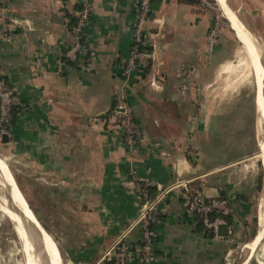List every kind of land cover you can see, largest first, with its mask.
Masks as SVG:
<instances>
[{"label": "crops", "instance_id": "obj_1", "mask_svg": "<svg viewBox=\"0 0 264 264\" xmlns=\"http://www.w3.org/2000/svg\"><path fill=\"white\" fill-rule=\"evenodd\" d=\"M9 1L8 9L0 5L6 35L0 69L15 97L10 136L2 140L0 133V150L15 156L18 174L30 166L28 206L63 264H109L104 251L140 210L133 178L155 193L184 179L201 196L229 202L231 230L215 236L187 216L183 190L166 194L152 228L156 264H264L260 242L244 259L239 252L249 247L244 243L259 222L264 169L253 157L259 155L256 124L259 135L264 126L258 127L247 101L219 94L217 81L228 67L221 41L208 45L209 9L198 0H153L150 45L139 69L125 77L137 0ZM84 5L90 10L85 49L71 62L64 51L74 42ZM239 19L261 36L258 23L249 29ZM177 69L190 77H179ZM254 106L259 118L255 97ZM123 109L143 134L132 150L115 114ZM18 180L26 196L23 177ZM139 238L138 227L127 236L130 242ZM3 251L0 241V264Z\"/></svg>", "mask_w": 264, "mask_h": 264}, {"label": "built area", "instance_id": "obj_2", "mask_svg": "<svg viewBox=\"0 0 264 264\" xmlns=\"http://www.w3.org/2000/svg\"><path fill=\"white\" fill-rule=\"evenodd\" d=\"M153 0H137L136 18L133 28V43L129 55L124 63L123 74L129 77L140 67V59L144 49L149 47V22L152 12ZM207 9H212L209 0H198ZM3 9L10 6L9 0H0ZM90 10L87 5L79 12L72 29L73 44L65 51V59L76 62L78 56L84 51L85 28L89 20ZM218 22L214 19L213 26L209 32L207 41L212 46L216 37ZM0 39H6V35L0 28ZM40 65V61H36ZM175 73L181 78H189L190 74L186 70L177 69ZM156 83V79L153 80ZM182 92L187 90L186 85H181ZM14 91L8 85L4 74L0 69V133L1 136H9L7 129L11 122L12 109L14 106ZM119 119L118 127L123 136V140L128 149L132 150L136 143L143 139L142 132L131 121L128 112L123 109L122 112H115ZM133 192L140 203V210L136 220L131 223L120 235H118L110 246L104 251L103 260H114L115 264H156V253L154 246L153 225L158 221L161 213V205L166 194L172 190H178L186 193L185 213L187 216L197 218L203 226V229L217 236L218 228L221 225H227L228 233L230 226L225 222L221 215H229V202L226 199L205 198L194 190L189 188L190 181L181 179L169 187L159 191L155 195L149 193V187L133 178ZM134 227L140 230L138 241L130 242L127 239L128 233Z\"/></svg>", "mask_w": 264, "mask_h": 264}, {"label": "rangeland", "instance_id": "obj_3", "mask_svg": "<svg viewBox=\"0 0 264 264\" xmlns=\"http://www.w3.org/2000/svg\"><path fill=\"white\" fill-rule=\"evenodd\" d=\"M210 4L212 5V9H209L211 14L213 15L214 19L218 22V30L216 37L214 38V41L216 39L221 41V48H222V55L226 59V65L228 67V70L224 73H221L217 84H219V94L221 96H230L241 99L243 101H247V105L250 106L249 109L254 111L255 119L257 122L258 119V113L256 112V107L254 106V97H255V72L252 70L253 68L250 67V65L246 66L245 63V55L243 52L242 44L237 40L235 37L233 30H231L227 20L222 16L221 12L219 11L216 2L214 0H209ZM228 5L231 9L236 10V14L242 19L247 27L251 29L253 26H255V23H258V29L261 33V36L256 37L251 33V35L254 38L255 44L257 48L259 49L261 61L264 67V0H227ZM237 7H241L243 10H237ZM263 35V36H262ZM212 42V45L214 43ZM254 73V74H253ZM10 126L7 128L9 129ZM1 129V127H0ZM9 136H10V130ZM260 135L258 134L257 130V124H256V139L257 142H261L264 137V127H261ZM8 136V137H9ZM258 154V150L257 153ZM0 157L6 162L7 166L9 167V171L13 175L16 183L19 184V175L23 177V186L24 189L27 190L26 196L23 194L25 199L27 200L28 204L26 205L31 207V203L29 202L31 200V194L33 192V187H31V179L33 177V173L31 172L30 166L26 164L19 174L15 171L16 167V160L15 156H5L0 150ZM21 161V160H20ZM253 161L257 162L259 161L258 156L253 157ZM24 163V162H23ZM22 163L20 162L18 165L22 167ZM262 175L261 168L258 167V173ZM18 175V177H17ZM21 179V178H20ZM22 180H20L21 183ZM20 190H23L20 187ZM262 193L259 195V200L257 203H259L262 200ZM5 209L10 210L17 215L20 216V218L28 225V229L32 230V238L34 239V243H38V247L41 250V242L38 233L36 230L31 226L29 222L26 221L24 217V213L19 207L16 205V203L12 199L11 194V187L7 184L6 180L3 178V176L0 174V241L2 242V255H7L6 258H4V262L2 264H26V257L23 254L22 251V243L19 238L16 230H15V223L8 218L6 215ZM257 215L259 217V209L257 210ZM34 216V215H33ZM36 217V216H35ZM37 218V217H36ZM258 223L256 226H254V233L251 235V239L244 243V245L250 243L252 239L256 236L257 232L262 227V224L264 222H260L258 219ZM19 233V232H18ZM264 244V237L260 242V246ZM243 245V246H244ZM43 251V250H42ZM239 252H242L243 259L246 258L250 254V250L246 247H243L242 250ZM258 254V251L256 252ZM260 253V252H259ZM42 259L46 263V254L41 252Z\"/></svg>", "mask_w": 264, "mask_h": 264}, {"label": "bare ground", "instance_id": "obj_4", "mask_svg": "<svg viewBox=\"0 0 264 264\" xmlns=\"http://www.w3.org/2000/svg\"><path fill=\"white\" fill-rule=\"evenodd\" d=\"M216 5L221 12L222 16L227 20L229 26L234 29L235 35L239 38V41L242 43L243 52L245 55V63L246 66L250 65L255 72V83H256V106L259 111L258 118V127L260 128L262 125L264 126V96L262 90H264V68L261 61L259 49L256 47L255 41L251 33L245 27V25L241 22L237 14L223 2V0H215ZM225 71L227 68H224ZM254 74V73H253ZM260 133V132H259ZM260 161L262 162L264 169V140L259 144V155ZM6 162L0 157V174L6 180L7 184L11 187L12 199L16 203V205L21 209L24 213V217L27 222L31 224V226L37 230L41 239V250L39 249L37 242L33 244L34 239L32 238V230L28 229V225L24 227L26 224L20 216L16 215L14 212L5 209L6 215L10 220L15 223V230L18 234V238L22 243L23 254L26 257V264H63L61 254L58 250L57 245L53 241V239L49 236L48 233L41 227V225L36 221L35 217L29 206L26 205V201L20 192L18 186L16 185V181L9 171V168L5 165ZM16 168V167H15ZM260 216L259 220L262 224L264 222V191L262 200L259 205ZM264 237V223L262 227L258 231L256 237L247 244L249 246V250H254V248L261 242ZM43 250V251H42ZM41 252L46 254V263L42 259Z\"/></svg>", "mask_w": 264, "mask_h": 264}, {"label": "trees", "instance_id": "obj_5", "mask_svg": "<svg viewBox=\"0 0 264 264\" xmlns=\"http://www.w3.org/2000/svg\"><path fill=\"white\" fill-rule=\"evenodd\" d=\"M186 1L189 2V3L198 2V1H196V0H186ZM13 110H14V109H12L11 122H10V125H9V126L12 125V121H13ZM260 188H261V185L259 184V185H258V190H260ZM149 193H150L152 196L156 194V193L154 192V190H153L152 188H150V187H149ZM221 216L224 218L225 222L229 225V224H230L229 215H224V216L221 215ZM152 228H153V227H152ZM107 262H108L109 264H115L114 260H107Z\"/></svg>", "mask_w": 264, "mask_h": 264}, {"label": "water", "instance_id": "obj_6", "mask_svg": "<svg viewBox=\"0 0 264 264\" xmlns=\"http://www.w3.org/2000/svg\"><path fill=\"white\" fill-rule=\"evenodd\" d=\"M1 139L2 140H5L6 137L5 136H1ZM223 232V233H222ZM228 233V229H227V225H221L219 228H218V231H217V236H221V235H227ZM212 235V234H210Z\"/></svg>", "mask_w": 264, "mask_h": 264}]
</instances>
